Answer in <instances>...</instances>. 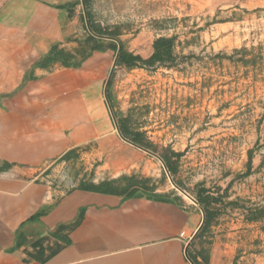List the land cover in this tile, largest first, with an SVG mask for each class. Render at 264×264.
Returning a JSON list of instances; mask_svg holds the SVG:
<instances>
[{"label": "rangeland", "instance_id": "rangeland-1", "mask_svg": "<svg viewBox=\"0 0 264 264\" xmlns=\"http://www.w3.org/2000/svg\"><path fill=\"white\" fill-rule=\"evenodd\" d=\"M68 7L75 31L62 47L74 54L67 63H80L87 76L101 67L102 112L94 101L87 107L96 121L106 114L116 140L96 151L91 141L42 167L56 188L107 181L119 191H153L200 210L204 224L186 246L196 264H264V0H75ZM90 22L107 34H94ZM114 45L124 55L112 67ZM32 79L29 70L16 89L0 90V104L25 93ZM35 251L24 246L23 257Z\"/></svg>", "mask_w": 264, "mask_h": 264}, {"label": "crops", "instance_id": "crops-1", "mask_svg": "<svg viewBox=\"0 0 264 264\" xmlns=\"http://www.w3.org/2000/svg\"><path fill=\"white\" fill-rule=\"evenodd\" d=\"M74 1L0 0V90L33 72L25 93L0 104V166L8 164L0 170V264H193L179 233L197 231L196 207L144 193L61 191L42 169L91 141L96 151L116 140L106 114L96 121L87 107L94 101L102 112L101 67L87 76L82 66L35 65L53 46L70 47ZM29 245L37 254L23 257Z\"/></svg>", "mask_w": 264, "mask_h": 264}, {"label": "trees", "instance_id": "trees-1", "mask_svg": "<svg viewBox=\"0 0 264 264\" xmlns=\"http://www.w3.org/2000/svg\"><path fill=\"white\" fill-rule=\"evenodd\" d=\"M68 12H69V15H70V11L69 10H68ZM89 28L94 34H102V33L103 34H107L106 32H104V31L100 30L98 27H96L94 24H92V22L89 23ZM111 48L113 50H116L117 46L114 45ZM94 50H102V49L98 48V47H95ZM123 55H124V53L122 51V48H120L118 58H121ZM71 58H74V54L72 52L66 51L62 47L56 45V46H53L46 54H44L39 59H37V61H35V65L40 66V67H47V66H49V65H51L53 63H57L58 62L63 67H66V68H78V67H80V65H81L80 63H77L75 65H70L69 63H67L68 59H71ZM118 131H119V133H120L122 138L129 140L133 145H135V146H137V147H139L141 149H145V150H148V151H151V152L154 153V150L150 149V146H149L150 143H147V142L144 143L139 138H136V137L127 138V136L125 135L124 131L120 127L118 128ZM68 153H66L65 156ZM158 157L165 164L171 162L167 155H158ZM7 165L8 164L5 163V165L3 164L2 166H0V170L2 168L6 167ZM125 179H130V177H125ZM83 189L92 190V191H98V192H104V193H111V194H119V195L123 194V195H126V196H134V195L141 194V193H134V191L127 192V189H123V190L119 191L115 185H113L112 183L107 182V181L99 183V184H92V185H89L87 187H83ZM148 196L156 198V199H161L159 197V195L154 193L153 191H151V193L148 194ZM32 218L33 217H31V219ZM203 224H204V221H203ZM64 229H66V227L60 225L51 235L54 236V237L60 236V232L62 230H64ZM64 241L66 243H68L69 239L67 237H64ZM35 244L36 243H33L32 245L36 246ZM190 260L193 262V264H196L195 261H193L192 259H190Z\"/></svg>", "mask_w": 264, "mask_h": 264}, {"label": "water", "instance_id": "water-1", "mask_svg": "<svg viewBox=\"0 0 264 264\" xmlns=\"http://www.w3.org/2000/svg\"><path fill=\"white\" fill-rule=\"evenodd\" d=\"M88 28H89V26H88ZM119 51H120V46H118V49H117V52H116V55H115V57H114V61H113V64H112V67H114L115 66V61H116V58H117V56H118V53H119ZM109 77H110V74H109V76H108V79L105 81V84H104V90H103V92H104V96H105V99H107V96H106V89H107V86H108V80H109ZM107 101V100H106ZM107 105H108V107H109V103H108V101H107ZM109 109H110V107H109ZM111 115H112V113H111ZM115 126H116V124H115ZM116 129H117V127H116ZM117 131H118V129H117ZM119 133V132H118ZM119 135H120V133H119ZM120 137H121V135H120ZM124 139V138H123ZM126 141H128L129 143H131L129 140H127V139H125ZM132 144V143H131ZM157 156V155H156ZM158 157V156H157ZM159 158V157H158ZM160 159V158H159ZM203 219H204V217H202V219H201V222H200V225L202 224V222H203ZM199 225V226H200ZM195 234V233H194Z\"/></svg>", "mask_w": 264, "mask_h": 264}, {"label": "built area", "instance_id": "built-area-1", "mask_svg": "<svg viewBox=\"0 0 264 264\" xmlns=\"http://www.w3.org/2000/svg\"><path fill=\"white\" fill-rule=\"evenodd\" d=\"M193 236H194V233L190 234V235H186L183 231H181L179 233V238H181V240L183 242V246L185 247V251H186V246L193 239ZM186 254H187V252H186Z\"/></svg>", "mask_w": 264, "mask_h": 264}]
</instances>
